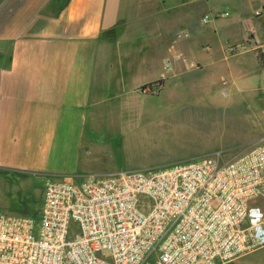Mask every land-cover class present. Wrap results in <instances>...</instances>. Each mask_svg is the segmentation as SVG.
<instances>
[{
    "label": "crops",
    "instance_id": "1",
    "mask_svg": "<svg viewBox=\"0 0 264 264\" xmlns=\"http://www.w3.org/2000/svg\"><path fill=\"white\" fill-rule=\"evenodd\" d=\"M224 3L236 11L230 33L196 17L216 0H3L0 168L77 173L89 115L103 102L140 111L212 76L251 93L244 110L264 111V14L255 13L264 0ZM121 170L134 169L106 173Z\"/></svg>",
    "mask_w": 264,
    "mask_h": 264
},
{
    "label": "built area",
    "instance_id": "2",
    "mask_svg": "<svg viewBox=\"0 0 264 264\" xmlns=\"http://www.w3.org/2000/svg\"><path fill=\"white\" fill-rule=\"evenodd\" d=\"M263 202L264 135L230 158L49 177L40 207L0 211V264H232L264 247Z\"/></svg>",
    "mask_w": 264,
    "mask_h": 264
},
{
    "label": "rangeland",
    "instance_id": "3",
    "mask_svg": "<svg viewBox=\"0 0 264 264\" xmlns=\"http://www.w3.org/2000/svg\"><path fill=\"white\" fill-rule=\"evenodd\" d=\"M226 1L216 0L219 7L200 11L196 17L200 19L207 13L210 19L204 26L210 28L219 21L224 23L223 31L232 32L235 26H230L229 21L235 18L236 11L228 2L224 3ZM190 29L191 26L182 25L180 32ZM208 78L199 81L198 87L191 82L172 86L174 89L168 94L170 100L150 98L146 107H137L140 111L103 102L97 112L89 115L79 171L0 168V211L18 213L40 207L49 177L82 178L120 169H146L157 163L191 159L193 155L199 157L216 149L230 158L264 135V111H252L245 103L246 110L243 109L242 100L251 93L238 91L234 83L223 85L218 76ZM260 84L264 88V78ZM221 86L226 94L217 92ZM232 264H264V247Z\"/></svg>",
    "mask_w": 264,
    "mask_h": 264
},
{
    "label": "trees",
    "instance_id": "4",
    "mask_svg": "<svg viewBox=\"0 0 264 264\" xmlns=\"http://www.w3.org/2000/svg\"><path fill=\"white\" fill-rule=\"evenodd\" d=\"M12 170V169H11ZM4 171H7V170H4ZM13 171V170H12ZM14 172H16V171H14ZM19 173H21V175H23L24 173L23 172H20V171H18ZM29 211V210H28ZM28 211H25V210H23V212H28Z\"/></svg>",
    "mask_w": 264,
    "mask_h": 264
},
{
    "label": "water",
    "instance_id": "5",
    "mask_svg": "<svg viewBox=\"0 0 264 264\" xmlns=\"http://www.w3.org/2000/svg\"><path fill=\"white\" fill-rule=\"evenodd\" d=\"M2 1H3V0H0V4H1Z\"/></svg>",
    "mask_w": 264,
    "mask_h": 264
}]
</instances>
